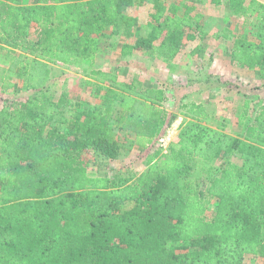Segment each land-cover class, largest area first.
Listing matches in <instances>:
<instances>
[{
    "label": "trees",
    "instance_id": "16d2710c",
    "mask_svg": "<svg viewBox=\"0 0 264 264\" xmlns=\"http://www.w3.org/2000/svg\"><path fill=\"white\" fill-rule=\"evenodd\" d=\"M187 1L205 0L169 7L163 0H0V52L7 63L2 81L7 77L5 87L13 88L16 78L31 90L18 106L0 109V264H240L246 254L264 259L261 101L248 124L251 101L244 99L237 110L243 137L203 123L208 113L202 104H184L188 119L176 140L165 152L160 147L149 154L137 175H96L81 157L85 150L116 159L121 149H144L173 120L161 105L163 88H144L136 79L118 83L95 61L98 36L108 26L129 35L136 18L125 8L147 3L153 6L150 29L133 44L123 43L120 55L139 50L172 61L183 38L206 34L201 14ZM210 2L226 4L245 26L253 22V36H236L230 57L241 67L261 69L264 2ZM51 62L82 67L100 103L65 112L66 94L55 99L49 82ZM114 129L133 137L120 141ZM169 242L192 248L177 251L167 248Z\"/></svg>",
    "mask_w": 264,
    "mask_h": 264
},
{
    "label": "rangeland",
    "instance_id": "374dc122",
    "mask_svg": "<svg viewBox=\"0 0 264 264\" xmlns=\"http://www.w3.org/2000/svg\"><path fill=\"white\" fill-rule=\"evenodd\" d=\"M163 1L169 7L183 0ZM260 1L264 2V0ZM37 2L38 0H22V4L25 5ZM187 3L194 4L195 10L201 14L200 22L206 34L200 37L195 33L193 40L183 38L181 50L170 62L139 50L125 57L120 55L123 43L135 42L150 29L149 14L153 11L151 3L125 8V13L136 18L135 27L129 35L108 26L104 33L98 36L99 46L95 67L116 75L118 83L136 79L144 88H163L166 99L161 105L168 111L169 116L174 118L163 128L153 143L144 149L136 146L132 149H121L116 159H105L94 155L91 151H83L81 157L90 173L111 176L117 171L125 175H137L144 171L149 154L160 147L161 152H165L168 144L176 140L181 121L188 119L184 115L186 114L184 104L189 102L202 104L208 113L207 117L201 119L203 123L212 127L223 125L226 132L243 137L244 125L238 122L237 110L240 111L244 99L248 98L251 101L252 108L246 119L248 124L253 120L255 105L260 101L264 103L262 77L264 66L261 69L241 67L230 57L236 36H253V22L245 26L243 18L232 15L224 3L218 6L212 4L210 0H205L201 4L190 1ZM33 30L34 25L31 32ZM188 31L187 29L186 32ZM31 38H34L32 33ZM4 53L5 51L0 52V109L4 106H18V102L31 93V90H23L16 78L11 79L16 83L15 87H5L8 81L7 77L4 82L2 81L4 74L6 75L4 69L7 68ZM49 67L51 69L49 82L55 99L66 94V102L62 106L65 112L71 113L75 108L86 110L91 105L100 103L99 98L94 94V89L86 83L89 79L82 71V67L60 62H51ZM114 136L120 141L125 136L133 137L132 134L117 129H114ZM219 164V160L213 162L215 166ZM129 206V203L124 204L122 209ZM209 207L212 210L213 203H210ZM262 236L264 238V230ZM166 246L177 251L192 248L181 242H169ZM183 246L186 248L184 249ZM240 264H264V259L246 254Z\"/></svg>",
    "mask_w": 264,
    "mask_h": 264
},
{
    "label": "crops",
    "instance_id": "0c3cea01",
    "mask_svg": "<svg viewBox=\"0 0 264 264\" xmlns=\"http://www.w3.org/2000/svg\"><path fill=\"white\" fill-rule=\"evenodd\" d=\"M129 14V13H128ZM130 44H133L134 43V41L133 42H129Z\"/></svg>",
    "mask_w": 264,
    "mask_h": 264
}]
</instances>
